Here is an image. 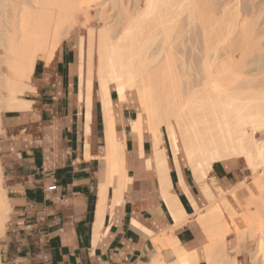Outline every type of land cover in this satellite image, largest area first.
I'll list each match as a JSON object with an SVG mask.
<instances>
[{"label": "bare ground", "instance_id": "6f19581e", "mask_svg": "<svg viewBox=\"0 0 264 264\" xmlns=\"http://www.w3.org/2000/svg\"><path fill=\"white\" fill-rule=\"evenodd\" d=\"M107 1L0 0V128L5 110L28 103L23 95L30 89L36 59L48 63L60 44L70 41L79 85L89 95L93 82L99 84L113 155L108 153L116 162V167L108 166L107 160V167L121 173L109 103L113 89L121 101L128 94L135 101L132 132L140 142L149 135L166 181L170 179L159 149L163 131L176 171L183 166L191 170L205 204H199L180 178L194 208L187 216L168 193L171 183L166 187L163 172L157 171L174 225L152 238L157 250L151 264H237L243 255L248 264H264V52L247 15L244 19L240 9L231 11L229 0L226 7L213 0H109L116 10L110 16L96 10ZM214 163L227 170L241 163L250 171L249 183H220L210 175ZM10 211L0 162V240ZM187 222L199 242L189 250L174 235ZM3 250L0 244V264Z\"/></svg>", "mask_w": 264, "mask_h": 264}, {"label": "crops", "instance_id": "0c3cea01", "mask_svg": "<svg viewBox=\"0 0 264 264\" xmlns=\"http://www.w3.org/2000/svg\"><path fill=\"white\" fill-rule=\"evenodd\" d=\"M75 69V49L65 40L48 63L41 58L34 62L30 89L23 95L27 107L1 115L0 162L11 206L0 240L5 264H151L157 250L152 238L174 225L157 173L161 169L165 179L166 169L158 168L149 135L140 142L132 132L137 105L131 95L121 101L112 89L113 133L122 156L121 173L115 175L99 84L94 81L88 95ZM163 140L159 149L170 179H165L166 187L171 183L168 193L191 216L194 208L180 178L199 204H205L191 170L183 166L176 171ZM212 167L210 174L221 182L236 176L222 163ZM174 235L187 250L199 244L189 222ZM237 264L248 263L239 256Z\"/></svg>", "mask_w": 264, "mask_h": 264}, {"label": "rangeland", "instance_id": "374dc122", "mask_svg": "<svg viewBox=\"0 0 264 264\" xmlns=\"http://www.w3.org/2000/svg\"><path fill=\"white\" fill-rule=\"evenodd\" d=\"M213 1L215 4L217 2L218 6H222V5H225V7H226V5L228 6V0H226V1H224V0H213ZM233 1H234V3H233ZM218 2H220V3H218ZM229 2L230 3H229L228 8H230V9L232 8L231 11L233 10V12H237L238 9H240L241 11L239 10V12H237V13H239V15L241 14V12L242 13L244 12L243 15L242 14L240 15V17L243 16L244 19H246V17H247L248 21H246V22H248L252 25V27L256 33L255 41L257 42L259 48H261V51L264 52V49H263V47H264V0H236V1L235 0H229ZM221 3H222V5H221ZM233 5H235V6L237 5V6L234 7ZM96 10L99 13H101V11L106 12V15H110V16H115V13H116V10L112 8L109 0L105 3L104 6L103 5L98 6L96 8ZM245 15H247V16L245 17ZM258 40H260V41H258ZM68 42H70V41H68ZM259 42H260V44H259ZM262 59L264 62V57ZM262 59H260L259 62L260 61L262 62ZM257 61H258V59H257ZM252 67H253V65L251 66V68ZM253 72H252V74H256L259 71L258 72L253 71ZM234 171L236 173L235 178L229 182H228V180H224V182H222L224 185H229V183L235 184L239 180H244L246 184L249 183V181L247 179H249L250 171L247 170L241 163H239V165L236 168H234ZM243 178H246V179H243ZM219 182L221 183V181H219ZM226 219L228 220V222H230L228 216H226ZM233 237H234L233 235H230L228 237V240L232 241ZM3 252H4V250H3ZM3 254H4V262L3 263L5 264V252ZM243 258L247 262V256L243 255Z\"/></svg>", "mask_w": 264, "mask_h": 264}, {"label": "trees", "instance_id": "16d2710c", "mask_svg": "<svg viewBox=\"0 0 264 264\" xmlns=\"http://www.w3.org/2000/svg\"><path fill=\"white\" fill-rule=\"evenodd\" d=\"M165 136V134H164V131H163V138H164V140L166 141V137H164Z\"/></svg>", "mask_w": 264, "mask_h": 264}, {"label": "built area", "instance_id": "2783aa9c", "mask_svg": "<svg viewBox=\"0 0 264 264\" xmlns=\"http://www.w3.org/2000/svg\"><path fill=\"white\" fill-rule=\"evenodd\" d=\"M53 187H51V189H52Z\"/></svg>", "mask_w": 264, "mask_h": 264}]
</instances>
